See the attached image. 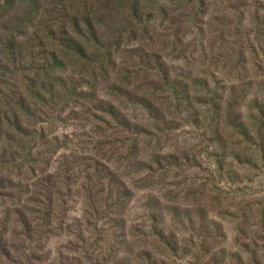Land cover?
Instances as JSON below:
<instances>
[{
    "label": "rangeland",
    "instance_id": "374dc122",
    "mask_svg": "<svg viewBox=\"0 0 264 264\" xmlns=\"http://www.w3.org/2000/svg\"><path fill=\"white\" fill-rule=\"evenodd\" d=\"M83 1L0 0V107L24 95L27 107L15 111L34 131L20 151V136L0 137L9 147L0 183L21 195L17 208L15 196H0L4 244L22 234L16 210L39 208L25 196L37 184L30 167L46 163L62 200L13 263L264 264V0H145L150 15L139 27L126 12L96 14L100 45L111 51L96 71L100 59L77 62L52 40ZM154 52L175 87L188 89L178 114ZM68 84L73 96L60 88ZM144 93L174 119L154 121L137 99ZM94 104L114 106L130 130L105 124ZM93 173L129 196L102 209L100 194L90 219L84 189Z\"/></svg>",
    "mask_w": 264,
    "mask_h": 264
},
{
    "label": "trees",
    "instance_id": "16d2710c",
    "mask_svg": "<svg viewBox=\"0 0 264 264\" xmlns=\"http://www.w3.org/2000/svg\"><path fill=\"white\" fill-rule=\"evenodd\" d=\"M144 1L145 0H85L78 4H72L71 10H73L74 13L71 15L72 19L70 20V29L67 28L66 25L58 26L57 29L59 31L55 33V36H53L52 40L58 46L72 53L73 56L76 58L77 62H82L83 64L88 65L94 63L97 58L100 59V63H97L96 67H92V71H96L97 68L102 69L104 64L102 63L101 59H106L105 55H108L107 59H110L111 51L108 48L109 46L104 47L100 45L101 35L99 33L97 23L94 22V20H96L94 16L99 13L103 14L104 12L116 9L118 10V12H126L127 16L131 20H137L135 25L139 27L140 24L138 21H141L140 19H142L146 14L148 16L150 15V13H148L149 9L142 5ZM124 21L125 19H122V22ZM133 25L134 24L131 23V26ZM138 27L136 28V30L140 29ZM131 32L132 31H130V33ZM63 37L69 40V46L62 44ZM69 42H71V44ZM95 42L99 44V47H95ZM54 51L55 49H53V52ZM152 57L154 59L152 64H154L155 66L154 68L156 69V76L159 81V84L161 83L163 88L165 86H169L167 87V90L171 93V95H173V103H169L168 109L173 108L175 114H178L177 106H179L180 104L178 95L180 93L189 94L188 89L187 87L185 88V85L183 86L185 89L183 88L182 91L176 88V81H174L175 78H173V76L167 70L164 64L161 63L159 55H156V52H154ZM171 79L173 82L170 84ZM68 86L69 90L65 87V85H61L60 88L63 90L65 95L73 96L74 94L69 92L73 91L74 86L73 84H68ZM166 98L171 99L170 95ZM187 98L188 101H192V98L189 95H187ZM137 99L141 101L142 104H144L143 106L152 116V119L154 121L162 120L163 122L167 121L166 123H168L174 119L172 113H168L167 117L165 118L162 108L155 107V102H157V100H161V98L156 97V95L152 93H144L143 97H137ZM95 102L99 105L97 99H95ZM98 105H92V110L94 114L95 112H97L101 114V116H105V119L103 121L105 124L113 123L116 127L121 128L124 132L130 130L128 127L130 123L124 118V116L120 114V112L116 110L114 106L107 105L106 108H100ZM19 106L27 107L26 98L22 94L18 96L17 101L12 100V103L6 105L5 108L0 107V137L5 134L8 142H12L14 141L12 137L18 138V136H20L22 139L18 138L15 147L17 150L20 151L23 147L22 144H25L24 138H31L32 133H34V131L29 132V130H26V128H24V125L21 123V120L15 111V108ZM7 148L9 147L6 145L0 146L1 159L5 158L6 153L8 151ZM39 164L41 167H38L36 171L33 167H30V170L33 172V174H36L35 178L37 184L33 185L35 190L29 193H25V196L28 195L29 197L28 203L34 206H39V208H24L27 213H24V211L19 209L16 210V212L18 213L17 216L19 218L17 224L19 225L22 234L19 236L18 239L15 240L14 244L11 245L10 248L4 244L2 238V232H4V229L2 228V225L0 226V256L3 258L6 264H14L12 261L13 255L21 257L20 248L24 246L26 242L33 241L32 239L34 238L36 240H39V237L43 236L45 230L48 229L47 221L50 218V207L53 206V202L56 200L59 203L58 207H60V204L62 203V200L57 199L55 197L56 195H58V192L53 190V181H55L56 175H54L53 173H49V171L45 169L46 167L44 168V166H46L45 162ZM86 182L87 185L84 189V209L88 210L92 214H88V217L90 219H92V217H97L100 211L96 204V199L98 198L97 196H99L100 194L105 195L104 201L100 204L102 209H116L119 206H114V204L116 203L122 206L124 204L122 202V199L126 198L125 196H129L128 192H125L123 194H121L120 192H116L115 186L113 188L108 189V186L103 183V179L101 177V174L99 173L87 175ZM0 184V196L5 194L10 195L11 197L15 196L13 204H16L14 205L16 206V208L19 207V205L21 204L20 193H15V195H11L13 194L11 191L12 189H9L6 184ZM36 197H39V199H35ZM108 201H111V203L107 204ZM32 224H34V228H32ZM31 234L34 236V238H31Z\"/></svg>",
    "mask_w": 264,
    "mask_h": 264
}]
</instances>
